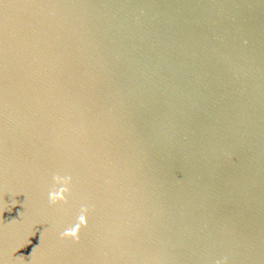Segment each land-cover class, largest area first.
<instances>
[{"label":"water","instance_id":"water-1","mask_svg":"<svg viewBox=\"0 0 264 264\" xmlns=\"http://www.w3.org/2000/svg\"><path fill=\"white\" fill-rule=\"evenodd\" d=\"M0 213V264H264V0H0Z\"/></svg>","mask_w":264,"mask_h":264},{"label":"clouds","instance_id":"clouds-1","mask_svg":"<svg viewBox=\"0 0 264 264\" xmlns=\"http://www.w3.org/2000/svg\"><path fill=\"white\" fill-rule=\"evenodd\" d=\"M51 179L52 184L47 191L49 205H67L72 192L73 177L67 173H54ZM13 204H15V202H13ZM91 211L92 205L88 203L81 204L74 222L60 232V238L79 241L81 231L88 227V217ZM215 264H227V258L217 259Z\"/></svg>","mask_w":264,"mask_h":264}]
</instances>
